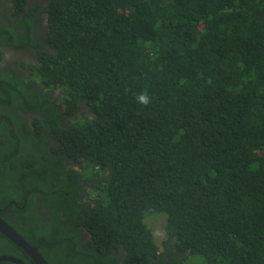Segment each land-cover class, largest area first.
<instances>
[{
    "label": "trees",
    "instance_id": "trees-1",
    "mask_svg": "<svg viewBox=\"0 0 264 264\" xmlns=\"http://www.w3.org/2000/svg\"><path fill=\"white\" fill-rule=\"evenodd\" d=\"M8 1L0 218L48 264H264V0Z\"/></svg>",
    "mask_w": 264,
    "mask_h": 264
},
{
    "label": "flooded vegetation",
    "instance_id": "flooded-vegetation-1",
    "mask_svg": "<svg viewBox=\"0 0 264 264\" xmlns=\"http://www.w3.org/2000/svg\"><path fill=\"white\" fill-rule=\"evenodd\" d=\"M35 2H36V0H29L28 1V6L29 5H34ZM38 2L44 3L45 1L38 0ZM8 7H9V4H7L6 0H0V16L3 18V21L4 20L10 21L9 18L11 16L12 12H8V9H7ZM40 16L41 15H37L35 17L36 22L34 24V33H36V35L34 37V40L36 42L38 41V40H36L37 37H39V38H43L44 37L45 38L44 34L46 33V30H47V26H45L43 28L40 25L42 23L46 24V20H45L46 18L44 17L43 19H40ZM0 52H1V56H2V61L0 62V68H5V67L13 68V67L17 66L16 68L18 70L19 67H20V65H18V63H17L18 61L24 62L25 64H30V61H35L36 60V50H35V48H28V49L15 51L13 49H10L8 47L3 46V47H0ZM20 71L22 73H25V69H20ZM49 95H52V99L54 101H57L60 98V96H61L60 92L58 90L49 93ZM63 110H64V108H63ZM64 117H65V123H68L70 116H64ZM62 119H63V116H62ZM63 121H64V119H63ZM51 140H52L51 145L49 144V142H42V144H41V145L45 146L47 148V150L50 149V152L53 150V145L55 143L52 138H51ZM49 141H50V139H49Z\"/></svg>",
    "mask_w": 264,
    "mask_h": 264
},
{
    "label": "water",
    "instance_id": "water-1",
    "mask_svg": "<svg viewBox=\"0 0 264 264\" xmlns=\"http://www.w3.org/2000/svg\"><path fill=\"white\" fill-rule=\"evenodd\" d=\"M0 234L7 238L14 245H16L18 248L23 250V252L32 260L34 264H47L46 261L40 256L37 249L28 245L25 240L1 218ZM0 262H9L11 264H24L18 259L8 256H0Z\"/></svg>",
    "mask_w": 264,
    "mask_h": 264
},
{
    "label": "clouds",
    "instance_id": "clouds-1",
    "mask_svg": "<svg viewBox=\"0 0 264 264\" xmlns=\"http://www.w3.org/2000/svg\"><path fill=\"white\" fill-rule=\"evenodd\" d=\"M56 90H58L59 92H60V97H65L66 99H69V97L67 96V95H63L62 96V94H61V90L59 89V88H57ZM55 90V91H56ZM138 100H139V102L140 103H142V104H145V105H147L148 104V102H149V99H148V96H147V94H141V95H139L138 96V98H137ZM62 108H64V110H65V106L64 105H62ZM80 112V111H79ZM85 116H88V117H90L89 115V113H85L84 114ZM66 116H68V115H66ZM81 117V114H78V117ZM75 118V116H70L69 117V120H72V119H74ZM71 126V125H70ZM70 126H69V122L68 123H65V130H68L69 128H70ZM73 164V165H72ZM70 167H71V171L73 170L75 173L77 172V173H81V171H82V169L83 168H85V163H80V162H72L71 163V165H70ZM95 170L96 171H98L99 169H98V167H95ZM99 174H101V173H99ZM101 177H102V175H101ZM101 177L98 179V180H96V181H99V180H101ZM98 183V182H97ZM86 184V181H84L83 182V185H85ZM91 197H93V195L91 194V196H90V198ZM165 218V217H164ZM149 226H150V224H149ZM11 227V226H10ZM151 227V226H150ZM12 228V227H11ZM13 229V228H12ZM150 229V228H149ZM152 229V228H151ZM14 230V229H13ZM15 231V230H14ZM21 236V235H20ZM22 237V236H21ZM163 240V239H162ZM26 242V241H25ZM28 244V243H27ZM29 245V244H28ZM32 247V246H31ZM33 248H35V247H33ZM37 249V248H36ZM23 251V250H22ZM38 251V250H37ZM39 253V252H38ZM26 255V254H25ZM6 256V255H5ZM27 256V255H26ZM41 256V255H40ZM8 257H10V256H8ZM28 257V256H27ZM42 257V256H41ZM12 258H14V257H12ZM29 258V257H28ZM43 258V257H42ZM16 259V258H15ZM30 259V258H29ZM44 259V258H43ZM31 260V259H30ZM20 261V260H19ZM32 261V260H31ZM22 262V261H21ZM47 263V262H46ZM34 264V263H33ZM48 264V263H47Z\"/></svg>",
    "mask_w": 264,
    "mask_h": 264
},
{
    "label": "rangeland",
    "instance_id": "rangeland-1",
    "mask_svg": "<svg viewBox=\"0 0 264 264\" xmlns=\"http://www.w3.org/2000/svg\"><path fill=\"white\" fill-rule=\"evenodd\" d=\"M7 1V4H9V1ZM144 221L148 228L152 231V235L154 238V241L157 244H160L162 239L165 238L164 236V223H165V218L163 214H154L150 215L149 217L144 218ZM150 224V226H149ZM152 228V229H151Z\"/></svg>",
    "mask_w": 264,
    "mask_h": 264
}]
</instances>
